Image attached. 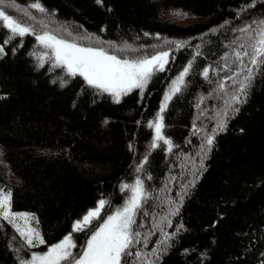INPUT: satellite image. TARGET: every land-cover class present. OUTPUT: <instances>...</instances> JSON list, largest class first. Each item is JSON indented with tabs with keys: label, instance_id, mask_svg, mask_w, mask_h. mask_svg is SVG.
I'll use <instances>...</instances> for the list:
<instances>
[{
	"label": "trees",
	"instance_id": "16d2710c",
	"mask_svg": "<svg viewBox=\"0 0 264 264\" xmlns=\"http://www.w3.org/2000/svg\"><path fill=\"white\" fill-rule=\"evenodd\" d=\"M125 1L40 0L42 15L28 7L32 0H15L27 17L5 9L33 34L4 45L8 31L0 27V186L12 192L11 211L36 219L45 243L28 247L0 219V264H20V258L43 254L69 235L76 244L72 251L81 254L106 215L131 196L121 185H134L137 178L147 199L134 216L139 242L126 264H264V67L244 97L239 87L247 73L235 58L237 51L251 52L253 33L238 29L257 27L253 21L264 19V0H133L137 15L129 17L117 7ZM245 5L251 6L241 11ZM174 10L190 16L170 21ZM127 20L167 34L134 39ZM45 31L118 58L168 51V62L143 92L133 89L115 103L82 77L53 69L47 58L38 66L34 53L48 50L35 35ZM165 39L189 43L176 49ZM249 59L243 64L251 67ZM189 62L181 90L160 112ZM234 95L244 102L232 103ZM158 113L171 151L163 141L151 147L154 129L148 123ZM221 121L226 127L214 132ZM101 199L102 215L73 232ZM165 234L171 237L167 245L161 244ZM157 248L159 260L152 255Z\"/></svg>",
	"mask_w": 264,
	"mask_h": 264
},
{
	"label": "snow or ice",
	"instance_id": "6c2138e0",
	"mask_svg": "<svg viewBox=\"0 0 264 264\" xmlns=\"http://www.w3.org/2000/svg\"><path fill=\"white\" fill-rule=\"evenodd\" d=\"M102 0H97L101 3ZM251 5L242 6L241 11ZM32 10L45 14L46 9L40 0H32L28 5ZM16 8L26 17L28 13L24 9L16 7L15 0H0V27L7 29L8 35L3 41L6 45L17 37L33 34V29L24 24L20 20L14 18L5 9ZM176 18H188L190 13L182 10H174L172 13ZM31 19V17H29ZM257 25L255 29H251V25L245 28L238 29L249 35V40L253 41L249 45L251 52L245 51L241 54L236 52V60L241 62V68L247 73L244 80L240 83L239 94L247 96V89L251 86L254 76L264 67V19L253 21ZM214 31V30H213ZM147 35V33H146ZM35 38L40 46L48 50L43 53H34L38 60L39 67H43L45 58L51 62L53 69L62 68L65 74L69 77H82L88 86L93 87L101 93H108L114 98L115 103L120 102L122 95H127L133 89H139L141 92L146 88L154 71H163L164 65L168 62L169 52L161 51L150 57L144 56L135 59L118 58L115 54H109L103 48L81 46L76 42H70L66 39L58 38L55 34H49L45 31L43 34H36ZM160 37L157 36V39ZM92 40V37H87ZM165 44H175L176 49L183 48L188 45L187 41H170L165 39ZM197 48L200 46L197 45ZM244 48V45H240ZM122 51L123 49H118ZM199 55V53H197ZM4 55V47L0 45V58ZM245 56H250L249 64L251 67L244 65ZM192 68V63L183 69L180 75L172 83V88L169 93L165 94L164 102L161 104L160 112H163L167 107V102L172 98V94L179 92L180 86L184 83L185 76L188 75ZM209 70L204 69L203 75L208 77ZM231 79V77H229ZM67 81L61 78V85L64 86ZM224 85L220 88L223 90ZM242 101L239 96L232 97V103L240 104ZM238 111V109H234ZM107 122V121H106ZM148 126L154 128L155 137L151 144L154 149L157 147L156 141H163L169 146L171 151V141L165 139L161 134L164 127L162 117L157 114L155 122L149 121ZM226 127L223 121L217 124V128L213 131H222ZM213 137L207 138V145L211 147ZM140 169L138 168L137 171ZM121 190H129L131 196L125 202L123 208L109 215L106 220L92 233L86 242V247L81 254L74 253L72 249L76 248L72 236H66L59 243H56L48 248L43 254H33L31 259L20 258V264H126L124 259L127 256L133 255L131 248L134 243H138L139 233L135 232L132 225L135 223V213L142 205V202L147 199V194L144 190L143 182L137 178L134 185L123 184ZM12 192L10 189L4 190L0 188V219L8 221L13 225L15 231L24 240L28 247H37L44 244L45 241L41 237L39 231L29 226V221L32 219L27 214H16L11 211ZM106 201L101 199L95 209L89 210L83 216L82 221H77L73 226V232L82 231L83 226L89 225L94 218L100 217L101 210L105 207ZM18 220H23L25 223L22 226L17 225ZM168 239H171L168 234H165V240L161 244L167 245ZM160 249H154L152 255L159 260L157 253ZM136 259L141 260L139 251L134 253Z\"/></svg>",
	"mask_w": 264,
	"mask_h": 264
},
{
	"label": "rangeland",
	"instance_id": "374dc122",
	"mask_svg": "<svg viewBox=\"0 0 264 264\" xmlns=\"http://www.w3.org/2000/svg\"><path fill=\"white\" fill-rule=\"evenodd\" d=\"M117 7H118V10H119V12H121V13H123L124 12V14L126 15H128V17L131 15V14H136L137 15V7H136V5H135V2H133V0H126L125 1V7L124 6H122L120 3H118V5H117ZM169 20L171 21H174V22H177V23H183V22H185V20L184 19H182V18H176L175 16L172 18L171 16H169ZM127 22L129 23V22H131L130 20H127ZM129 25H131L133 28H132V30H131V32H130V35H131V37L132 38H134V39H141V38H148V37H151V36H154V35H156V34H160V33H162V34H167V33H164V32H160V30H158V31H148V30H145V26L143 25V21H141V20H138V21H135V22H132V23H129ZM162 31V30H161ZM169 31V30H168ZM146 33H147V35H146ZM82 46V45H81ZM154 129V128H153ZM161 134H162V130H161ZM163 135V134H162ZM154 137H155V130H154ZM0 188H2V189H4V190H7V188H5V187H1L0 186ZM125 205V204H124ZM124 205L122 206V207H120L119 209H121V208H123L124 207ZM104 209V208H103ZM103 209L101 210V212H100V216L102 215V212H103ZM119 209H117V210H119ZM117 210H115V211H113L112 213H110L109 215H111V214H113V213H115ZM13 212V211H12ZM13 213H15V212H13ZM16 214H27V213H16ZM29 217H31L32 219L29 221V226L30 227H32V228H34V229H36L37 231H39V226H38V223H37V221H36V219L33 217V216H31V215H29V214H27ZM109 215H106V217L104 218V220H106L107 219V217L109 216ZM95 219H98V218H94L93 220H95ZM92 220V221H93ZM82 221V220H81ZM91 221V222H92ZM6 222H8V221H6ZM103 222V221H102ZM9 223V222H8ZM24 221L23 220H18L17 221V225L18 226H22V225H24ZM10 224V223H9ZM12 227H13V225L12 224H10ZM86 226H88V225H86ZM84 227V226H83ZM14 228V227H13ZM14 230H15V228H14ZM39 233H40V231H39ZM19 235V234H18ZM41 235V234H40ZM41 245H43V244H41ZM41 245H39V246H37V247H32V248H38V247H40ZM85 247H86V245H85ZM84 247V248H85Z\"/></svg>",
	"mask_w": 264,
	"mask_h": 264
}]
</instances>
